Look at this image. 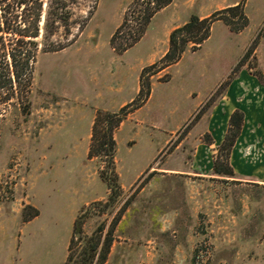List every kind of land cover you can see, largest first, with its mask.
I'll use <instances>...</instances> for the list:
<instances>
[{
  "label": "rangeland",
  "instance_id": "1",
  "mask_svg": "<svg viewBox=\"0 0 264 264\" xmlns=\"http://www.w3.org/2000/svg\"><path fill=\"white\" fill-rule=\"evenodd\" d=\"M49 1L65 6L61 18L53 11L47 15ZM154 1L44 0L30 83L0 105V264H63L69 243V264L78 263L74 261L82 256V242L89 238L98 243L87 264H168L173 257L149 258L145 237L158 234L161 222H147L143 201L161 189L170 194L183 183L184 176L159 168L183 167V161L191 160L196 136L191 132L182 138L225 83L242 73L264 78V0H235L243 1L247 16L242 30L216 20L200 47L186 48L162 69H146L151 86L147 100L113 129L121 191L108 205L109 189L98 176L103 162L87 157L94 114L99 109L117 111L135 97L140 71L167 47L168 26L191 13L203 17L236 3L171 0L152 14L133 44L114 50L109 39L122 18H127L119 33L125 37L118 39L123 43L129 39L127 31L135 33L145 6ZM233 12L225 13L232 17ZM209 89L198 111L175 126ZM251 194L257 199L249 205L248 224L241 225L231 245L212 253L224 232L202 219L195 226L204 233L199 243L205 247L197 262L264 264V185ZM33 208L37 215L23 220ZM78 214L80 230L74 231ZM107 235L111 240L99 263L98 249Z\"/></svg>",
  "mask_w": 264,
  "mask_h": 264
},
{
  "label": "crops",
  "instance_id": "2",
  "mask_svg": "<svg viewBox=\"0 0 264 264\" xmlns=\"http://www.w3.org/2000/svg\"><path fill=\"white\" fill-rule=\"evenodd\" d=\"M184 21L186 20L168 26L167 38L171 29ZM216 81L219 80L216 79L213 86L217 85ZM263 85L264 78L260 79L254 73L248 76L242 73L239 77H233L218 93L217 99L199 114L182 138L187 139L191 132L196 136L191 160L183 161V167L166 165L159 168L168 174L184 176V181L172 187L175 191L170 194L163 193L161 189L143 201L147 222H161L157 228L158 234L145 237L144 246L149 247L147 252L150 259L169 254L173 257L168 264H206L195 259L197 253L205 250L204 245L199 243L203 240L204 233L195 231V226L200 224L201 219L210 222L208 227L216 229L218 233L224 232V235L221 234L222 240L218 238V245L213 247L212 253L217 252V248L231 245L238 238L241 225L248 224L249 205L255 204L257 199L251 192L264 185ZM210 91L209 89L204 98H199L175 126L195 114ZM189 94L194 92L190 91ZM234 109L243 112V122L228 156L233 174L223 176L213 172L212 159ZM202 133H206L211 142L202 140ZM143 189L141 187L136 195ZM164 235L168 236L169 245L165 243Z\"/></svg>",
  "mask_w": 264,
  "mask_h": 264
},
{
  "label": "trees",
  "instance_id": "3",
  "mask_svg": "<svg viewBox=\"0 0 264 264\" xmlns=\"http://www.w3.org/2000/svg\"><path fill=\"white\" fill-rule=\"evenodd\" d=\"M170 1L155 0L152 6L146 5L135 33L132 34L127 31L126 34L129 39L126 38L127 40L122 43L118 39L125 37V33L119 35L127 20L126 17H123L109 39L114 50L121 52L133 44L142 34L152 14ZM43 3H45L44 0H0V105L8 102L14 96L16 88L20 89L23 87L25 91L30 83L37 51L36 37L39 35ZM64 7V5L57 4L51 6L49 1L47 15L53 11L58 18ZM228 10L234 11L231 14L232 17L225 13ZM233 16H236L237 19L234 20ZM216 20H222L231 30H242L247 25L243 1H237L232 6L214 10L203 17L191 13L186 21L171 29L168 34L167 48L160 58L142 68L139 73V88L135 97L122 105L117 111L99 109L94 114L87 157L97 156L103 162V165L98 169V176L109 189L104 204L109 205L112 203L121 191L118 175L114 167L115 140L113 129L128 113L140 107L147 100L151 86L148 75L145 76L144 72L146 69L155 66L159 70L175 63L188 47L191 50L200 47L202 41L209 35L212 23ZM239 61L236 65L240 63ZM151 73L152 71L148 74ZM242 122L243 112L239 109H234L229 115L226 132L217 146V154L212 162L213 172L223 176H232L233 171L229 165L228 156L231 146L239 134ZM205 141L211 142V138L207 134H205ZM79 214L73 219L72 228L74 231L80 230ZM35 215H37V210L33 208L32 214L26 216L23 220H28ZM110 231L111 228L109 229V234ZM110 240V235H107L105 241L98 249L99 263L105 259ZM82 243V256L80 255L81 258L74 261L78 263L74 264H87V260L91 259L97 251V239H84ZM70 247L69 243V252L63 264H69L71 261L73 254L70 251Z\"/></svg>",
  "mask_w": 264,
  "mask_h": 264
},
{
  "label": "water",
  "instance_id": "4",
  "mask_svg": "<svg viewBox=\"0 0 264 264\" xmlns=\"http://www.w3.org/2000/svg\"><path fill=\"white\" fill-rule=\"evenodd\" d=\"M75 234H78V232H75Z\"/></svg>",
  "mask_w": 264,
  "mask_h": 264
},
{
  "label": "built area",
  "instance_id": "5",
  "mask_svg": "<svg viewBox=\"0 0 264 264\" xmlns=\"http://www.w3.org/2000/svg\"><path fill=\"white\" fill-rule=\"evenodd\" d=\"M199 256V255H198Z\"/></svg>",
  "mask_w": 264,
  "mask_h": 264
}]
</instances>
